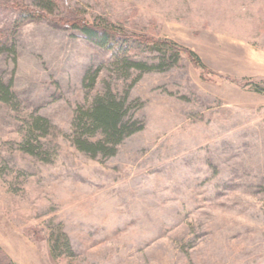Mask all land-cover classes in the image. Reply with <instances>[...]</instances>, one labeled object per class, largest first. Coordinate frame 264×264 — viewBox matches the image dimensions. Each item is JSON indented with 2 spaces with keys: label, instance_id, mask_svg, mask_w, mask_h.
Segmentation results:
<instances>
[{
  "label": "rangeland",
  "instance_id": "obj_1",
  "mask_svg": "<svg viewBox=\"0 0 264 264\" xmlns=\"http://www.w3.org/2000/svg\"><path fill=\"white\" fill-rule=\"evenodd\" d=\"M0 35V264H264V0H0ZM105 93L140 129L91 156L73 114Z\"/></svg>",
  "mask_w": 264,
  "mask_h": 264
},
{
  "label": "trees",
  "instance_id": "obj_2",
  "mask_svg": "<svg viewBox=\"0 0 264 264\" xmlns=\"http://www.w3.org/2000/svg\"><path fill=\"white\" fill-rule=\"evenodd\" d=\"M39 15L40 17L45 16V12L38 9V12L21 10L23 15ZM20 14V15H21ZM48 15V14H47ZM62 25H69L70 27H75L78 32L86 39L96 42L101 47H106L110 50L113 63L121 68H126L128 63L133 65V67L141 69V72L150 71L153 68L151 66L144 67V63L129 62L127 60V51L129 46L133 42L140 43V40H122L127 39L123 34L116 33L114 30L108 27H101L94 24H89L84 20H79L75 18H58L56 20ZM122 40V41H121ZM6 38L0 35V54H2L6 48ZM122 42H126L123 44ZM144 42L153 43V40L146 39ZM158 42V41H156ZM162 44L168 46L175 50L176 53H181L186 55L194 66L204 68L202 62L198 56L189 49H184L176 46L175 43L167 40H163ZM128 48V49H127ZM173 57L174 56H169ZM169 57L162 55V61H169ZM176 58L173 59L172 63H175ZM159 70V69H158ZM94 76L88 75L89 82L92 84ZM10 84L4 83L0 80V100L3 102H8L10 100ZM253 90L255 92H264V89L254 86ZM128 108L125 106V101H119L110 95V93H105L103 96H97L91 105L86 108H77L74 111L72 126L74 129L73 144L74 146L84 153L91 156L97 155H107L111 156L115 152V147L121 141H123L128 135L140 129V126L136 127V122L132 119V116L126 117ZM133 120V121H132ZM40 121V119H37ZM43 121V120H42ZM99 134V137L97 135ZM24 149V148H23ZM28 153L32 154V150L29 148L25 149ZM64 238V237H62ZM66 244L67 239L65 238ZM59 242V241H58ZM69 246H67L68 249ZM53 249L51 248V252ZM7 264H14L8 262Z\"/></svg>",
  "mask_w": 264,
  "mask_h": 264
}]
</instances>
